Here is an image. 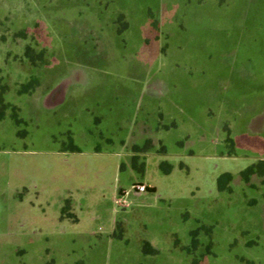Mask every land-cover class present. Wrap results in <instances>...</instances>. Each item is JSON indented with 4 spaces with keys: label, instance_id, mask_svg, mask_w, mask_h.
Masks as SVG:
<instances>
[{
    "label": "crops",
    "instance_id": "crops-1",
    "mask_svg": "<svg viewBox=\"0 0 264 264\" xmlns=\"http://www.w3.org/2000/svg\"><path fill=\"white\" fill-rule=\"evenodd\" d=\"M181 1L62 0L54 29L0 0V80L27 130L0 121L22 156L0 147L1 260L43 246L34 264L187 261L196 220L230 218L219 229L240 255L225 260L264 264V181L240 177L264 160V0H185L192 10L179 13ZM31 78L35 89L19 94ZM225 172L240 189H218Z\"/></svg>",
    "mask_w": 264,
    "mask_h": 264
},
{
    "label": "rangeland",
    "instance_id": "rangeland-1",
    "mask_svg": "<svg viewBox=\"0 0 264 264\" xmlns=\"http://www.w3.org/2000/svg\"><path fill=\"white\" fill-rule=\"evenodd\" d=\"M62 0H19L18 4L20 5V13L22 15H30L33 17V19L37 22L39 26H43L45 23L47 25L51 24L52 28L58 29L60 27L59 23V16L62 13ZM192 7L190 4L186 3V1L182 0L178 5L176 10L179 13H184L192 10ZM213 8V7H212ZM210 9L211 12H213V9ZM154 9V8H153ZM209 11V12H210ZM16 12V11H15ZM30 29H34V21H31L28 23ZM39 33V32H38ZM55 37V36H54ZM56 44H59V39L58 41H55ZM107 67V66H106ZM106 72H111L112 69L105 68ZM113 74V72L111 73ZM115 74L120 77H125V72L123 68L117 69L115 71ZM20 77V76H19ZM18 77V78H19ZM16 88V87H15ZM0 147H5L9 149L8 153H3L1 154L2 157L8 158L11 160V158L14 160V158L17 157H22L18 155L17 153H11L10 150L17 149L20 146H14L13 143L8 142V138L5 136V134L0 135ZM12 162V160H11ZM239 181H232L231 185L233 186L234 190L236 191L237 189L241 188L242 181L240 180V177H238ZM199 219V218H198ZM230 218H224V219H219V218H214L215 221H218L219 225L215 224H210V223H205L201 220H196L197 221V226L196 229L199 228V226H205V228L198 229L196 232V241L198 243V246H194L192 250V255H190L191 258L189 260H180V261H162L158 262V264H192V259H201L199 264H241V262H236L235 260H225V258H236L237 255L239 254V245L236 243V239L234 238L231 242V245H225V238L221 234V230L219 228H223V224L221 225L220 223L224 221V223L229 222ZM201 223V224H200ZM227 224V223H226ZM228 225V224H227ZM195 229V230H196ZM4 231L6 232H11V229L8 228L5 229ZM9 236L3 235V243L4 244V249L8 248V251L11 252V249L13 246L11 244L6 243L7 240H11V238H8ZM217 242H220V244ZM216 243V246H215ZM234 243V244H232ZM41 247V248H38ZM37 248L39 250H35V252H29L27 247H20L19 249L17 248V254H11L8 256H4L3 260L0 259V264H34L35 260L39 259L40 256L42 257H47L48 253L47 250L43 248V246H38ZM190 249L192 248V245L190 244L187 246ZM43 248V249H42ZM181 250H185L184 246H180ZM77 249V251H70L69 250V255L71 258H74L75 256H78L81 253L80 248H72V250ZM25 250V251H24ZM187 250V249H186ZM39 251V252H38ZM185 255L186 252H184ZM238 253V254H237ZM57 257H59L61 252L59 250L55 249V254ZM65 255V254H64ZM67 256V255H66ZM53 257V256H52ZM61 257V256H60ZM55 262L53 260H49L46 263ZM45 263V264H46ZM75 264H83L82 262H77ZM100 264H129L128 261H119L117 259H112L108 261H102Z\"/></svg>",
    "mask_w": 264,
    "mask_h": 264
},
{
    "label": "trees",
    "instance_id": "trees-1",
    "mask_svg": "<svg viewBox=\"0 0 264 264\" xmlns=\"http://www.w3.org/2000/svg\"><path fill=\"white\" fill-rule=\"evenodd\" d=\"M25 53H26V55L30 54V48L29 47H27V50ZM37 84H38L37 79L31 78L29 81L20 84V86L18 88V93L24 94V93L32 92L35 89V87L37 86ZM8 90H9V86L7 84L2 83V81L0 80V121L3 120L4 118H6L7 115L9 114L10 117L13 119V121L15 122V124L18 127L17 135L19 137H25L27 135L26 121L21 117L20 112H19V108L17 106L6 102V94H7ZM227 141L229 143V148H230L229 151H230V153H233V141L230 138H228ZM63 144H64L65 149H71V150L77 149L70 138H68L67 141H65ZM150 147H151V143H150V141H147L142 147L134 146V150L146 151ZM139 159H140L139 156H134L133 157V165H134L135 169L141 175H144V173H145V161H143L142 164L140 166H138L136 163L139 161ZM123 166H124V163H121V168ZM160 167H161V170L165 173H167L171 168L170 166H166L164 163H161ZM254 175H257V176L263 178V181H264V160H260L256 163H253L240 172L241 179L246 183H250L251 177ZM233 178H234V175L230 172H225V173L220 174L217 178L218 189L220 191L230 190ZM66 208H67V206H65L63 208V213H65ZM201 228H205V226H199V228H197L196 230L191 232V235L193 238V242L191 244L192 248L190 249V247L189 248L186 247V249L190 255H192L191 252H192L194 246L195 247L198 246V243L195 239L196 234H197L196 231L198 229H201ZM115 235L117 237H121L122 230L120 229V227L117 229V232ZM175 243L177 244V241H175ZM143 252L145 254H154V253H156V250L152 246H150V244L148 242H145L143 244ZM200 261H201V259L193 258L192 264H199ZM46 264H54V263L49 262Z\"/></svg>",
    "mask_w": 264,
    "mask_h": 264
},
{
    "label": "built area",
    "instance_id": "built-area-1",
    "mask_svg": "<svg viewBox=\"0 0 264 264\" xmlns=\"http://www.w3.org/2000/svg\"><path fill=\"white\" fill-rule=\"evenodd\" d=\"M134 188L139 192H146L147 186L145 184H137L134 186Z\"/></svg>",
    "mask_w": 264,
    "mask_h": 264
}]
</instances>
